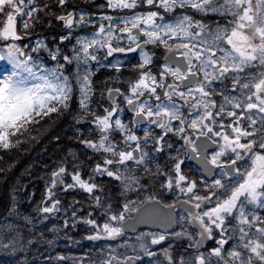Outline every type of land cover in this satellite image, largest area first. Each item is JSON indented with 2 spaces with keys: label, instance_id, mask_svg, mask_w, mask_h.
I'll list each match as a JSON object with an SVG mask.
<instances>
[{
  "label": "snow or ice",
  "instance_id": "6c2138e0",
  "mask_svg": "<svg viewBox=\"0 0 264 264\" xmlns=\"http://www.w3.org/2000/svg\"><path fill=\"white\" fill-rule=\"evenodd\" d=\"M0 264H264V0H0Z\"/></svg>",
  "mask_w": 264,
  "mask_h": 264
},
{
  "label": "trees",
  "instance_id": "16d2710c",
  "mask_svg": "<svg viewBox=\"0 0 264 264\" xmlns=\"http://www.w3.org/2000/svg\"><path fill=\"white\" fill-rule=\"evenodd\" d=\"M27 163V162H26ZM32 184L34 185L35 189H36V192H37V197H39L40 195V192L42 191V182H40L38 179H35L33 178L32 180ZM80 236L81 234L80 233H77L75 234V239H80ZM85 244H87L88 242L87 241H84ZM61 251H64V248H63V242L61 244V248H60ZM73 251H77V249L75 247H73Z\"/></svg>",
  "mask_w": 264,
  "mask_h": 264
}]
</instances>
